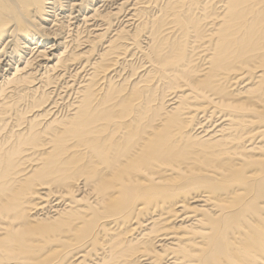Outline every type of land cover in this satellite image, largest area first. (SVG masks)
I'll use <instances>...</instances> for the list:
<instances>
[{
	"label": "bare ground",
	"instance_id": "1",
	"mask_svg": "<svg viewBox=\"0 0 264 264\" xmlns=\"http://www.w3.org/2000/svg\"><path fill=\"white\" fill-rule=\"evenodd\" d=\"M0 264H264V0H0Z\"/></svg>",
	"mask_w": 264,
	"mask_h": 264
}]
</instances>
